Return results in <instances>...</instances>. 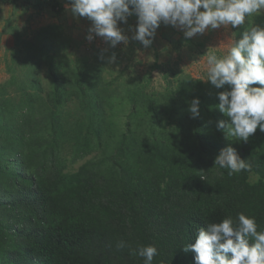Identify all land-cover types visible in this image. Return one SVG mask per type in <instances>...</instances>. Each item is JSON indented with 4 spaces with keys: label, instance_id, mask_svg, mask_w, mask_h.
I'll use <instances>...</instances> for the list:
<instances>
[{
    "label": "trees",
    "instance_id": "obj_1",
    "mask_svg": "<svg viewBox=\"0 0 264 264\" xmlns=\"http://www.w3.org/2000/svg\"><path fill=\"white\" fill-rule=\"evenodd\" d=\"M0 3L56 12L67 0ZM249 22L264 24V12ZM11 26L17 41L0 83V264H144L130 249L153 244V264H193L182 248L200 227L243 212L264 231V133L243 143L217 131L224 89L173 73L151 91V75L114 74L101 49L91 57L58 25L30 38ZM194 98L197 119L187 111ZM228 146L250 172L214 167ZM121 240L130 247L118 249Z\"/></svg>",
    "mask_w": 264,
    "mask_h": 264
},
{
    "label": "clouds",
    "instance_id": "obj_2",
    "mask_svg": "<svg viewBox=\"0 0 264 264\" xmlns=\"http://www.w3.org/2000/svg\"><path fill=\"white\" fill-rule=\"evenodd\" d=\"M66 10L73 18L91 22L85 39L91 43L101 38L108 48L101 49L99 59L117 68L116 53L106 56L109 48L137 41L148 49L161 24L182 31L185 40L229 29L227 51L218 54L219 45H214L203 55L206 81L224 89L216 94L215 108L227 119L216 122V129L243 143L257 129L264 133V24H246L247 18L264 10V0H67ZM132 16L137 21L135 28L129 26L133 34L128 36L120 25ZM199 105L198 98L189 102L191 119L199 117ZM213 164L228 170L229 176L252 168L231 146L222 149ZM257 227L255 217L241 212L235 221L229 216L200 227L194 242L182 250L195 253L193 264H264V231ZM116 247L130 246L121 240ZM130 253L143 258L144 264H153L158 249L154 244L138 246Z\"/></svg>",
    "mask_w": 264,
    "mask_h": 264
},
{
    "label": "rangeland",
    "instance_id": "obj_3",
    "mask_svg": "<svg viewBox=\"0 0 264 264\" xmlns=\"http://www.w3.org/2000/svg\"><path fill=\"white\" fill-rule=\"evenodd\" d=\"M34 2L46 0H32ZM264 12V10H261ZM137 18L129 17L127 24H121L125 33L131 36L133 32L129 31V26L135 28ZM11 24L16 33H22L24 37L30 38L36 31L41 28L58 25L63 28L65 33L71 36L76 43H81L83 52H88L92 57L97 54L98 49L108 48L103 40L99 37L95 38L91 43L85 39L87 29L91 22L86 18H73L70 10L64 7L61 11H34L24 10L12 5L0 3V83L5 82L9 78L6 70V59L10 55L9 50L16 45L15 35L7 32L8 25ZM171 28V29H170ZM229 29L215 30L206 33L202 36H197L190 40H185L183 32L164 26L157 30L154 42L148 49L137 41H130L128 46L123 43L117 45V68L116 65H109L114 74L118 72L126 73V78L129 80L131 75L136 76L139 80L145 76L151 75L152 81L149 84L151 91H162L166 88L167 82L164 75L170 76L169 80H175L173 73L179 76H189L195 80H200L205 84L207 76L206 57L203 56L206 50H212L209 46L219 45L215 50L217 53L227 51L229 44ZM109 48L108 51H110ZM89 50V51H87ZM107 77H111L107 75ZM81 164V161L76 163V167Z\"/></svg>",
    "mask_w": 264,
    "mask_h": 264
},
{
    "label": "crops",
    "instance_id": "obj_4",
    "mask_svg": "<svg viewBox=\"0 0 264 264\" xmlns=\"http://www.w3.org/2000/svg\"><path fill=\"white\" fill-rule=\"evenodd\" d=\"M171 29V28H170Z\"/></svg>",
    "mask_w": 264,
    "mask_h": 264
}]
</instances>
